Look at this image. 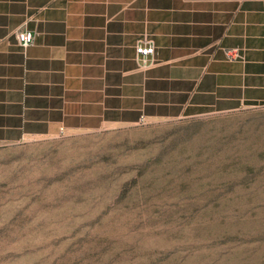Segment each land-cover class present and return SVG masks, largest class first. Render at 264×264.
I'll return each instance as SVG.
<instances>
[{"label": "rangeland", "instance_id": "1", "mask_svg": "<svg viewBox=\"0 0 264 264\" xmlns=\"http://www.w3.org/2000/svg\"><path fill=\"white\" fill-rule=\"evenodd\" d=\"M0 264H264V107L0 149Z\"/></svg>", "mask_w": 264, "mask_h": 264}, {"label": "crops", "instance_id": "2", "mask_svg": "<svg viewBox=\"0 0 264 264\" xmlns=\"http://www.w3.org/2000/svg\"><path fill=\"white\" fill-rule=\"evenodd\" d=\"M261 107L264 0H0V149Z\"/></svg>", "mask_w": 264, "mask_h": 264}, {"label": "built area", "instance_id": "3", "mask_svg": "<svg viewBox=\"0 0 264 264\" xmlns=\"http://www.w3.org/2000/svg\"><path fill=\"white\" fill-rule=\"evenodd\" d=\"M19 45L23 49L30 47L35 41V35L31 31L22 30L17 34ZM136 53L139 57L144 59L153 57L155 55V46L152 41H142L136 47ZM227 55L230 59L236 60L240 56L237 51H228Z\"/></svg>", "mask_w": 264, "mask_h": 264}]
</instances>
